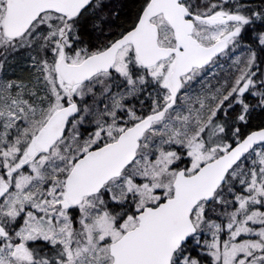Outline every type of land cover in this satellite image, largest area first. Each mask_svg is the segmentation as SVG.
Instances as JSON below:
<instances>
[{"label":"snow or ice","instance_id":"snow-or-ice-1","mask_svg":"<svg viewBox=\"0 0 264 264\" xmlns=\"http://www.w3.org/2000/svg\"><path fill=\"white\" fill-rule=\"evenodd\" d=\"M0 264H264V0H0Z\"/></svg>","mask_w":264,"mask_h":264}]
</instances>
